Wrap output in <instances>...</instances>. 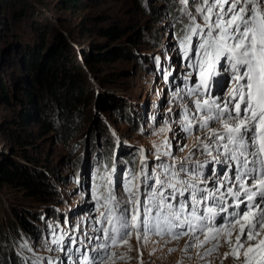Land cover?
<instances>
[{"label": "rangeland", "instance_id": "1", "mask_svg": "<svg viewBox=\"0 0 264 264\" xmlns=\"http://www.w3.org/2000/svg\"><path fill=\"white\" fill-rule=\"evenodd\" d=\"M17 4L27 15L14 21L6 3L0 1V16H7L14 23L13 30L8 27L10 31L0 23V83L7 87L10 98V104H3L0 99V165L8 159L31 167L36 165L46 174L45 184L50 190L49 200L37 203V199L29 200L20 191L0 188V262L3 263L5 254H11L15 264H25L33 253L44 257L57 255L45 247L52 238V226H57L60 234L78 224L85 228L91 225V218L97 215L93 199L97 174L105 165L110 169L107 161H101L103 157L113 160L116 172L124 175L131 166L125 160L120 166L121 159L141 165L143 149L152 161L148 162L150 167L155 163L150 153L164 139L170 142L173 155L183 158L190 149L195 150L197 134L195 129L191 135L180 129L176 115L180 109L173 102L175 86L183 88L184 76L190 72L186 62L182 64V52L174 35L176 21L170 13L171 8L178 11L179 0H83L73 10L64 9L57 0H19ZM110 24L125 29L127 34L117 41L102 37L98 29ZM36 27L46 33L49 50L57 36L69 43L90 95L89 101L67 120L48 115L47 121L49 118L53 121L51 131L42 132L37 125L29 126L25 131L37 137L36 147L19 151L12 130L21 109L18 101L22 100L23 87L28 86L23 82L26 75L20 63V47L36 41ZM128 36L133 37L132 42L127 40ZM97 45H102L101 50L124 47L131 59L86 63V55H94L93 46ZM14 62L19 64L17 70L13 69ZM191 72L189 87L193 81L197 82L195 72ZM222 74L225 85L222 94L227 95L232 82L228 73ZM170 108L174 109L172 113ZM165 127L171 130L161 133L160 129ZM20 209L36 215L32 221L36 233L31 237L16 226L13 211ZM156 240L152 237L140 248L133 234L129 241L131 250L128 246L119 249L130 259L117 264H141V259L143 264H239L231 257L224 258L229 246L223 241L217 251L201 259L198 253L202 255L205 249L183 251L188 237L167 244ZM169 249L175 251L170 253Z\"/></svg>", "mask_w": 264, "mask_h": 264}, {"label": "snow or ice", "instance_id": "2", "mask_svg": "<svg viewBox=\"0 0 264 264\" xmlns=\"http://www.w3.org/2000/svg\"><path fill=\"white\" fill-rule=\"evenodd\" d=\"M178 16L180 51L199 82L189 87L187 72L173 102L180 129L189 135L195 129V150L178 158L164 139L150 153L151 167L143 149L139 172L124 176L105 166L96 178L91 225L60 234L52 226L45 247L57 255L33 253L25 264H117L130 259L119 249L131 250L133 234L140 248L152 237L165 244L188 237L183 251L205 249L201 259L223 241L225 259L264 264V0H179ZM217 67L232 82L226 96L222 79L216 94L211 90Z\"/></svg>", "mask_w": 264, "mask_h": 264}, {"label": "trees", "instance_id": "3", "mask_svg": "<svg viewBox=\"0 0 264 264\" xmlns=\"http://www.w3.org/2000/svg\"><path fill=\"white\" fill-rule=\"evenodd\" d=\"M0 1L6 3V9L8 7L14 21L26 17L25 9L17 4L19 0ZM57 1L63 4L64 9L70 10L77 8V5L83 2V0ZM170 13L176 21L174 35L179 42L183 25L179 22L178 11L171 8ZM0 23L5 26L7 31H10L9 26L12 30L14 28V23H10L7 16H0ZM98 31L102 37L111 41H117L127 34L125 29L114 24L101 27ZM35 33L37 42L34 41L30 46H19L21 50L20 63L26 75L23 82L28 83L27 87H23L21 102L18 101L21 109L18 112L16 127L12 130V138L19 151H23L27 147H36L37 137L33 136L31 132L25 131L29 126L37 125L42 132L51 131L53 121L51 118L47 121L48 115L49 117L59 115L67 120L75 110L89 101L90 95L87 94L86 80L82 75V71L74 63L75 57L69 43L62 36H57L49 50L43 28L36 27ZM133 37L128 36L127 40L131 41ZM101 48L102 45L93 46L94 55H86V63L91 64L92 62L101 61L109 63L119 59L126 61L131 59L124 47H105L104 50H101ZM12 66L13 69L17 70L19 64L14 62ZM0 99L3 104H10L7 87L3 83H0ZM22 101L25 103H22ZM101 161H107L106 163L110 166L113 165V160L108 161L103 157ZM123 161L137 171L139 164H132L127 158H124L119 161L120 166H122ZM27 163L32 162L28 161ZM45 182L46 174L41 173L36 165L32 167L29 164L23 165L13 159H8L0 165V188L6 186L20 191L29 200L37 199V203H42L41 201L45 203L49 200L50 190ZM13 216L16 226L24 234L31 237L36 233L35 226L32 223L36 219L34 213L27 211V209H20L14 210ZM2 260L3 263L1 261L0 264H15V259L11 254H5Z\"/></svg>", "mask_w": 264, "mask_h": 264}]
</instances>
